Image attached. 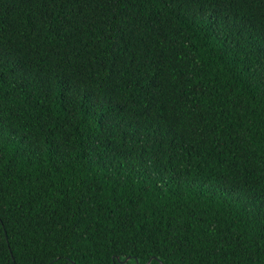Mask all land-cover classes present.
<instances>
[{"label":"trees","instance_id":"16d2710c","mask_svg":"<svg viewBox=\"0 0 264 264\" xmlns=\"http://www.w3.org/2000/svg\"><path fill=\"white\" fill-rule=\"evenodd\" d=\"M147 260L264 264V0H0V264Z\"/></svg>","mask_w":264,"mask_h":264},{"label":"water","instance_id":"95a60500","mask_svg":"<svg viewBox=\"0 0 264 264\" xmlns=\"http://www.w3.org/2000/svg\"><path fill=\"white\" fill-rule=\"evenodd\" d=\"M126 258H127V257H126ZM126 258H125V259H126ZM125 259H124V260H125ZM124 260H123V261H124ZM123 261H121V262H123ZM148 262H149V260H147V261L145 262V264H148Z\"/></svg>","mask_w":264,"mask_h":264}]
</instances>
